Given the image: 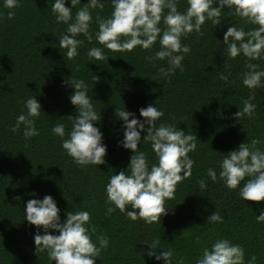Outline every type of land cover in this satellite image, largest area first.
<instances>
[{
  "label": "trees",
  "instance_id": "obj_1",
  "mask_svg": "<svg viewBox=\"0 0 264 264\" xmlns=\"http://www.w3.org/2000/svg\"><path fill=\"white\" fill-rule=\"evenodd\" d=\"M53 2L21 0L11 19L8 10L0 6L4 15L0 19V264H56L49 261L46 251L36 253L33 237L38 230L24 219L26 202L44 195L56 201L62 221L68 211H88L95 230L92 240L96 242L98 235L108 237L109 246L101 250L95 264H161L146 255V243L154 241H159L160 248L173 250L182 264H196L203 249L218 238L239 244L245 264L253 256L254 264H264V222L256 219L264 211V201L241 199L239 189L247 177L235 190L227 188L219 177L220 161L240 143L251 147L256 139V148L264 151V82L255 89L244 86L246 58L228 57L223 44V34L231 24L246 31L258 26L227 13L220 26L206 21L202 35L191 33L181 39L190 48L182 60L184 70L176 69L165 78L159 69H167V61L153 59L160 50L158 40L150 49L137 46L131 52H111L97 43L96 17L110 16L111 0H104L103 9H89L92 41L78 35L83 41L79 54L72 60L63 57L67 50L60 51L58 40L67 25L55 21ZM85 3L87 0H81L72 10L73 17ZM186 7V0H179L178 11ZM160 26L164 27L162 22ZM93 47L102 48L108 60L90 61L87 53ZM248 62L264 70V60ZM72 79L88 85L91 102L100 115L94 126L103 133L107 152L106 163L97 167L76 165L61 147V138L51 131L63 124L64 138H68L72 127L68 116L76 114L68 99L73 89L67 80ZM32 96L42 109L35 118L39 135L26 139L23 125L16 132L11 129L16 117L26 113L24 102ZM249 96L255 112L238 121L235 113L243 109V100ZM150 104L164 113L156 127L173 125L197 138L195 151L188 153L194 161L191 176L176 185L174 199L165 201L169 209L161 223L145 224L141 219H128L118 209L106 214L110 205L104 188L111 175L126 169L132 155L131 150L118 145L123 138L122 121L115 110L125 107L142 120L139 109ZM144 135L142 131L141 137ZM139 150L150 166L156 163L150 142H143ZM209 168L217 172L215 182L207 176ZM201 179L206 184L203 189ZM214 211L222 222L206 224Z\"/></svg>",
  "mask_w": 264,
  "mask_h": 264
},
{
  "label": "clouds",
  "instance_id": "obj_2",
  "mask_svg": "<svg viewBox=\"0 0 264 264\" xmlns=\"http://www.w3.org/2000/svg\"><path fill=\"white\" fill-rule=\"evenodd\" d=\"M20 2L2 0L0 6L8 10V19L14 16L13 10L20 6ZM66 3L70 6H65ZM178 3L179 0H111L110 16L104 19L96 17V41L111 52H131L137 46L150 49L158 40L160 50L154 53L153 59L167 61L168 68L159 69L160 74L167 78L176 69L181 72L184 70L182 60L190 48L182 44L181 39L191 33L202 35L201 29L206 21L215 27L220 26L224 23L225 14H231L258 26L246 31L244 27L231 24L223 34V44L228 57L235 59L242 55L246 58L245 67L248 71L243 74V85L248 89L261 87L264 70H257L259 65L248 61L264 60V0H186L187 7L183 12L178 11ZM78 4H81V0H54L51 5L55 21L67 25L65 34L59 37L58 46L60 51L67 50L62 53L69 60L79 54L77 50L83 44L82 40L76 38L78 35H83L89 43L92 41L89 26L93 17L89 9H103L104 0H87L86 6L79 8L73 17L72 10ZM3 18L0 12V19ZM87 55L90 61L109 58L100 47L90 48ZM93 78L98 79L95 76ZM221 79L226 80L227 77L222 76ZM67 84L73 89L68 99L76 113L75 116H68L72 121L71 130L67 139L64 138L63 124L55 125L51 131L61 138V147L76 165L97 167L106 163L104 157L107 152L103 133L94 126L99 122L100 115L94 109L88 85L83 80H67ZM252 99L249 96L243 100V109L235 113L238 121L243 116L254 114L256 105L250 103ZM24 108L26 113L16 117L11 130L16 132L23 125V136L27 139L39 135L35 118L40 116L42 109L34 96L24 102ZM139 115L142 120L125 107L115 110V116L122 121L123 138L118 141V145L131 150L132 155L126 169L111 175L105 185L106 203L110 205L106 214L118 209L132 221L141 219L145 224L161 223V217L169 209L165 207V201L174 199L176 185L192 174L194 161L188 153L195 151L197 137L173 125L161 123L156 127V122L164 113L155 105L140 108ZM142 131L145 133L143 138ZM146 141L151 143V150L156 157V163L151 166L145 153L139 150ZM258 143L256 139L251 141V147L245 142L240 143L236 149L227 152L228 155L219 163V177L227 188L235 190L248 178L239 189L244 201H264V151L256 148ZM207 176L213 182L217 180V172L212 168L207 170ZM199 184L201 189L206 187L203 179ZM60 211L51 195L26 202L24 219L38 230L33 237L36 253L46 251L49 261H55L56 264H95L101 250L109 246L108 237L98 235L96 242L92 240L95 230L91 228L88 211H68L63 221ZM256 219L264 222V211ZM221 222L222 217L216 211L206 220V224ZM41 230L43 234H40ZM158 243H146L149 246L146 251L149 258L161 264H182L173 250L160 248ZM157 249L163 251L158 252ZM244 256V249L239 244L218 238L210 247L203 249L196 264H245ZM255 259V256L251 257L248 264H254Z\"/></svg>",
  "mask_w": 264,
  "mask_h": 264
}]
</instances>
